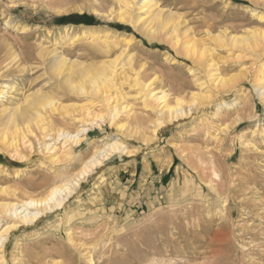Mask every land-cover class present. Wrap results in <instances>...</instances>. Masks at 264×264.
I'll list each match as a JSON object with an SVG mask.
<instances>
[{"label":"rangeland","instance_id":"rangeland-1","mask_svg":"<svg viewBox=\"0 0 264 264\" xmlns=\"http://www.w3.org/2000/svg\"><path fill=\"white\" fill-rule=\"evenodd\" d=\"M159 3L185 21L189 30L182 40L198 42L196 50H212L222 79L239 78L227 88L212 89V74L202 64L194 65L192 58L177 54L167 43L147 40L132 23H119L114 18L116 0H0V85L13 86L11 99L1 103L4 109L17 105L20 111L35 94L53 98L52 112L46 109L50 138L59 130L75 132L79 125L63 113L91 102L63 86L66 70L58 75L51 70L56 56L80 69L91 68L90 76L111 59L129 58V76L138 72L142 82L155 79L153 88L167 92L172 100L182 98L184 108L192 93L216 95L196 103L189 116L166 124L155 136L153 114L144 115L146 122L139 124H133L134 117L121 118L126 125L123 133L107 120L99 122V128H87L79 145L66 142L73 155L59 164H51L46 159L49 153L37 143L33 154L24 152L23 161L0 148V203L42 198L52 185L76 174L94 149L111 140H120L132 153L113 155L80 184L62 209L11 232L2 248L6 264H264V137L259 133L264 131V102L253 85L264 48H231L208 39V33L240 36L264 31V21L251 14L253 10L264 14V3ZM89 30L107 32V54L94 46L102 48L103 39L92 43L82 39ZM70 38H75L74 44ZM122 83L128 98L124 104L141 116L136 92L129 82ZM222 102L228 108L215 112ZM60 106L66 111L59 112ZM63 142L54 144V157ZM145 173L150 175L147 181ZM9 223L0 216V232Z\"/></svg>","mask_w":264,"mask_h":264},{"label":"bare ground","instance_id":"bare-ground-1","mask_svg":"<svg viewBox=\"0 0 264 264\" xmlns=\"http://www.w3.org/2000/svg\"><path fill=\"white\" fill-rule=\"evenodd\" d=\"M254 1L264 3V0ZM116 3L119 6L114 14V18L119 23H132L134 26L138 27V29L142 32L141 34H143L147 40L167 43L174 49V51H177V54L182 53L181 55L185 56V58H192L194 65L195 63L196 66H198L197 63L202 64L203 67L212 74L210 79V87L212 89L220 90L223 87L227 88L226 85L234 83V81L239 78L236 76L228 81L222 79L218 75L216 65L213 63V59L211 58L213 55L212 50H209L206 47H200L196 50L194 47L198 42L190 38L186 41L182 40L189 30L185 26V21L180 20V16L166 12V10L164 11V9L159 5L161 3H159V0H116ZM251 14L252 17L264 21V14L260 13L258 10H253ZM82 39L89 41V43L103 39L102 43L104 46L102 48L98 45L94 46L97 50H101V53L107 54L108 48L110 47L107 32L102 34L99 31L89 30L83 33ZM208 39L212 44L214 43L217 45H223L226 42L227 46L231 48L241 47L249 50L250 48H252V50L254 48L256 50V48L260 45L264 48V31L262 30H250L240 36H226V34L211 35L208 33ZM69 40L72 43L75 38L74 40L73 38H70ZM113 42L114 41H112V43ZM126 43L128 44L129 41ZM206 55L208 56L206 57ZM204 57H206V60ZM67 61L68 59L66 60L62 56H56L54 60L55 63L51 66V70H53L57 75L58 73H62L61 69L66 70L67 72L65 71V73H67V77L65 76L66 79L63 82V86L68 88L67 90L74 92V94L76 93L77 95H82L86 100L91 101L85 105L82 104L83 106L79 105L74 109L72 108L73 112H71L72 110L65 112V107H58L59 112L65 110L62 117H66L69 121L79 125L73 133L59 130L56 132L57 135L55 138H50L49 136H52V134H47L50 131V119L46 109L50 108V111L52 112L54 103H56L53 98L48 95L35 94L30 98V100L26 99L28 106L26 105L27 108H23V110L18 111L17 105L14 108L5 107L4 109V102H1L2 100L9 101L11 99L13 86L6 84L0 85V148L4 151H8L12 158H17L23 161L25 158L24 152L28 151L33 154L34 146L37 143V146L40 145V148L43 147L42 149H44V151L46 150L45 154L49 153V155L46 156V159L50 160L51 164H59L61 161H68L73 155L71 148L72 144L74 146L79 145L84 140V136L88 131L87 128L91 129L93 126H97L99 128V122L104 120H107L109 126L114 128L115 131L123 133L126 130V125L121 123V118L131 119L134 117L135 122H133V124H139L142 121L144 123L146 122L144 121V115L150 116L153 114L156 116V120H154L155 123L154 125L152 124L154 126L152 128V133L155 136L157 132L166 124H172L173 122L189 116V114L192 113L193 108L196 107V103H206V101L209 102L212 98H214V96L216 97V95L210 91L206 92L205 95L204 93H192L191 103L184 108L183 105L185 104V101L182 98L174 97L172 100L169 98L167 92L163 90H155L152 86L156 81L155 79L142 82L138 78V72L135 73L134 77L129 76L127 71H130L128 68H131L132 65L130 63L131 59L129 58L126 61H123L122 59L119 60L118 57L111 59L108 62L103 63L98 72L95 71L96 73L91 74V76L88 74L92 70L91 68L80 69L75 64ZM131 71L133 72V70ZM72 72L76 75L73 76L76 77L77 83L70 77L72 76ZM85 77L90 79H85ZM122 82H129L128 84L130 89H133L136 92L133 96L140 100V105L143 111L141 114L143 116L135 115L136 113L132 110V108L129 107L128 104H124V100L128 98L127 94L122 91ZM86 83H89L87 84L88 87H85ZM253 85L256 95L260 100H263L262 102H264V61L260 63V66L257 69V74L253 79ZM202 86L203 85H200V87ZM55 105L56 108L57 104ZM223 106L228 108L229 104L222 102L215 107V112H219ZM94 107H101L102 109L96 112L95 109H93ZM54 110L56 111L57 109ZM75 112L77 114H75ZM202 121L203 120L199 121V123ZM259 133L264 137L263 130H260ZM54 135L55 134H53V136ZM38 136L53 142L52 144H45V142L41 143L40 140L42 138L39 139ZM61 137L63 138L61 139ZM59 139L64 140V142L61 143V148L58 150V152H60L59 156L54 157L53 154L57 152L54 144ZM67 141L71 142V146H65ZM45 154L43 155L45 156ZM116 154L125 155L132 153L127 151L126 146L120 140H111L102 144V147L94 149L90 157L83 162L81 168L76 174L72 175L70 178L68 177L63 179L60 181L61 183L59 185H52L42 198L0 203V216L10 222L8 225H5L0 232V264H6L4 255L2 254V248L6 242L7 236L11 232L16 231V229L22 225L28 226L34 224L44 214L62 209L65 202L70 198L80 184L88 178L97 167L102 165L104 161ZM211 205L213 206V204ZM220 233L224 234L223 232ZM227 235L229 234H226V236ZM52 264L59 263L53 262Z\"/></svg>","mask_w":264,"mask_h":264},{"label":"crops","instance_id":"crops-1","mask_svg":"<svg viewBox=\"0 0 264 264\" xmlns=\"http://www.w3.org/2000/svg\"><path fill=\"white\" fill-rule=\"evenodd\" d=\"M132 173L130 174V176L132 177ZM135 175V174H134ZM145 175V181H147V179H149V177H150V175H148V174H144ZM134 182V180L132 181V183ZM145 183V182H144Z\"/></svg>","mask_w":264,"mask_h":264}]
</instances>
